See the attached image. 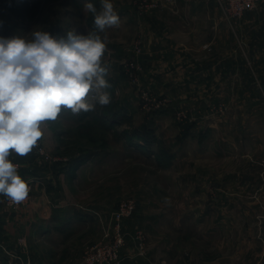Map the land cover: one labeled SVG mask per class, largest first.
<instances>
[{
	"label": "rangeland",
	"instance_id": "1",
	"mask_svg": "<svg viewBox=\"0 0 264 264\" xmlns=\"http://www.w3.org/2000/svg\"><path fill=\"white\" fill-rule=\"evenodd\" d=\"M111 2L120 18L107 29L111 102L45 122L47 159L35 147L12 155L31 190L25 205L6 207L17 240L5 263L264 264V96L254 75L230 67L228 19L216 0ZM86 3L100 10L101 0H41L15 18L0 7V36L87 34ZM77 157L85 160L74 169ZM34 173L54 182L49 205L77 215L42 258L24 236L34 217L20 220L35 215Z\"/></svg>",
	"mask_w": 264,
	"mask_h": 264
},
{
	"label": "clouds",
	"instance_id": "2",
	"mask_svg": "<svg viewBox=\"0 0 264 264\" xmlns=\"http://www.w3.org/2000/svg\"><path fill=\"white\" fill-rule=\"evenodd\" d=\"M84 11L94 18L87 34L34 29L26 36H0V194L12 203L28 198L29 185L9 157L29 154L45 122L55 121L63 109L87 113L111 102L107 29L118 27L120 18L111 0H101L99 11L86 3Z\"/></svg>",
	"mask_w": 264,
	"mask_h": 264
},
{
	"label": "crops",
	"instance_id": "3",
	"mask_svg": "<svg viewBox=\"0 0 264 264\" xmlns=\"http://www.w3.org/2000/svg\"><path fill=\"white\" fill-rule=\"evenodd\" d=\"M206 14L207 17L210 16L212 19L215 18L214 11H207ZM219 21L220 20L215 21L212 24L214 30L221 24ZM228 26L229 40L230 43H232V49L230 50L232 53L230 54L232 55L231 58H233V61H230V67L232 66L231 68L235 75L240 73L243 68L246 74L250 73L254 75L255 82L258 83V90L264 96V3L258 5V7L253 10L244 12L238 18L228 20ZM216 34V32L213 33L214 38L217 36ZM237 47L240 50L239 55L245 58L244 62L238 61L237 59ZM34 174L37 175L38 178H41L39 183L35 185L34 190L37 191L32 192L30 201V207L35 215L30 213H25L23 215L22 212L25 209H22L20 214L23 216L20 217V220L26 224L31 216L34 217L33 225H31V233L25 234L24 236L28 243L39 242V247L36 246L37 248L35 247L34 250L32 249L31 256L42 258L45 253L43 249H51L50 239L56 238L54 237L55 235L63 239V230L76 224L77 215L75 214V208L64 206L65 203L60 206L63 209H57L60 208L57 207L58 204L52 205V203H50L49 205L47 203L48 194H50L48 191L51 189V186L54 187V182L49 184L50 176H48L47 173ZM21 177H23V175ZM3 199L4 195L0 194V264H6L5 260L12 255L11 249L15 244L14 242L17 240L15 236L7 233V226H10L13 221V212L9 211L3 205ZM27 206L26 209L29 208V205ZM18 212H16V214ZM72 219L74 220L72 221ZM60 227L64 228L62 229ZM53 251L54 253H59L60 249L54 248ZM24 256V258L27 257V255ZM34 264H55V261L41 263L40 260H38V263Z\"/></svg>",
	"mask_w": 264,
	"mask_h": 264
},
{
	"label": "built area",
	"instance_id": "4",
	"mask_svg": "<svg viewBox=\"0 0 264 264\" xmlns=\"http://www.w3.org/2000/svg\"><path fill=\"white\" fill-rule=\"evenodd\" d=\"M217 4L221 10V13L223 14L224 18L230 20L234 18L240 17L244 12L253 10L258 7V5L264 3V0H216ZM38 154L42 156L43 158H48L47 153L43 149V147L40 145L38 142L37 145L35 146ZM14 154V153H13ZM12 154V155H13ZM12 155L9 157L10 161L14 163L11 160ZM17 165V163H14ZM29 185V193L31 190V183L30 181H26ZM29 199V194L28 198L21 202L20 204H15L12 203L6 196H4L3 199V204L5 207L9 209H15L17 207H20L22 205H25Z\"/></svg>",
	"mask_w": 264,
	"mask_h": 264
},
{
	"label": "trees",
	"instance_id": "5",
	"mask_svg": "<svg viewBox=\"0 0 264 264\" xmlns=\"http://www.w3.org/2000/svg\"><path fill=\"white\" fill-rule=\"evenodd\" d=\"M41 0H0V7L7 10L12 17L26 18L39 10ZM82 158V157H81ZM85 159L75 158L74 169Z\"/></svg>",
	"mask_w": 264,
	"mask_h": 264
}]
</instances>
